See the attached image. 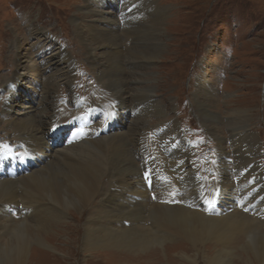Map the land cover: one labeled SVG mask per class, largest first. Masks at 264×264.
Listing matches in <instances>:
<instances>
[{"label": "bare ground", "instance_id": "6f19581e", "mask_svg": "<svg viewBox=\"0 0 264 264\" xmlns=\"http://www.w3.org/2000/svg\"><path fill=\"white\" fill-rule=\"evenodd\" d=\"M127 1L130 4L110 0L108 6L118 9L133 24L139 11L136 5L132 6L135 2ZM103 4V0H94L89 5L94 7L88 11L90 21L84 22L85 26L81 23L76 25L80 35L86 29L87 36H83V33L82 40L88 43L90 60L99 82H103L106 75L121 83L113 84L112 102L91 103L83 95L74 94L72 103L89 119L92 135L102 131L106 136L89 138L67 147L63 136L67 139L71 135L75 120L66 125L51 124L49 121L47 125L51 127V136H45L44 129L39 124L45 122L43 113L48 110L37 105L21 107L24 95L28 92L24 86L27 81L25 72L31 71L34 75L42 72L37 68L38 62L40 68L44 69L43 73L54 70L47 76V81L63 83L68 77L63 73L72 72L71 59L63 48L57 54L48 55L46 50L54 46V39L48 36L41 38L45 44L41 40L30 50L26 49L25 53V42L21 39L16 42L12 40L8 46L11 51H15L14 59L19 70L12 80L1 87L6 99L1 114L2 122L11 127V132L6 133V138L0 139V162H4L6 168L11 162L13 164L8 168L10 179H5L7 174L2 175V171L0 172V264L39 262L30 256L35 245L38 250L45 252L46 255L42 258L48 261L52 262L51 256H59L63 262L70 260V256L64 251L75 242V237L68 228L60 229V226L69 224L67 219L71 217V213L79 216L87 211L99 191H103L100 204L102 214L86 219L85 226L82 227V238L77 243L81 247L82 255L93 257L97 253H105V250L125 251L128 255L146 254L153 248L166 246L171 241L185 245L193 251L190 255L182 253L179 260L183 263L200 264L201 259L204 264H233L237 251L227 250L226 247L239 234L241 237L245 234L250 240L240 251L246 254L243 264H264V233L261 230L264 227V197L255 201V192H251L246 199H242L241 206L237 204L239 192L248 187L235 186L230 165L225 161L229 158L222 160L224 167L220 184L208 191L203 175L197 168L193 153L194 143L185 138L181 128L167 130L165 123L157 128L153 127L158 135L167 131L159 137L156 147H150L142 140L145 134L138 137L141 129L150 128L145 120L131 127L127 138L124 136L129 129L121 127L120 121L123 115H127V100L130 97L137 103L142 101L146 108L148 104L149 108L161 115L167 111L154 94L147 96L148 92H152L150 90H138L130 97L127 96L129 91L124 76L127 71L125 66L135 59L136 53L128 50L126 52L121 38L137 39L136 41L140 39L142 46L143 43L146 46L142 52L146 63L157 60L164 45L160 44V35L144 38L120 36L119 32L112 29L117 26L115 17L110 15L111 11H103ZM18 15L19 22L23 18L26 22L31 19L32 14ZM91 23H97L98 26ZM157 23L160 25L161 21ZM155 27L153 26V33H165L160 26L154 31ZM152 42L155 44H151ZM97 49L102 50V55L96 53ZM32 50L36 51L38 60L30 57ZM60 64L65 67L61 68ZM17 74L24 75L18 77V82ZM103 87L110 89L107 85ZM212 91H215L214 87ZM196 105V111L202 116L207 132L217 142L223 156L228 157L229 152L224 145L226 139L219 137L209 126L221 121V118L207 110L199 98L196 99ZM38 107L42 114H37ZM56 110L52 109V117L57 116ZM108 121L110 123L106 125ZM245 140L250 146L249 139L245 137ZM142 164L151 172L158 173L159 181L155 185L150 184L148 187L143 181ZM187 164H191L192 168L185 166ZM106 173H109L111 181H107V188H104L100 181ZM221 188L224 189L223 192ZM259 193L258 191L257 194ZM29 221L36 225L29 224ZM107 221L111 224H104ZM149 221H152V225L148 224ZM64 235H68L67 240L63 238ZM169 260L165 259L164 263L167 264Z\"/></svg>", "mask_w": 264, "mask_h": 264}, {"label": "rangeland", "instance_id": "374dc122", "mask_svg": "<svg viewBox=\"0 0 264 264\" xmlns=\"http://www.w3.org/2000/svg\"><path fill=\"white\" fill-rule=\"evenodd\" d=\"M89 1L0 0V139L6 138V133L11 132V127L2 122L1 114L6 99L1 87L5 82L12 80L19 70L14 59L15 51H11L8 46L12 40L16 42L21 39L25 42L23 46L25 53L26 49L30 50L32 46L43 41V36L54 39V46L48 48L46 53L48 55L57 54L59 49L63 48L71 59L72 72L63 73L68 76L65 82L50 83L46 78L54 70L51 72L47 70V73H43L44 69L40 68L41 66L36 62L37 68L42 72L40 71L37 75L31 71L25 72L27 81L24 86L27 87L28 92L24 95V103L21 107L37 105L48 110L43 113L45 122L39 124L48 138L51 134L49 121L51 124L66 125L75 120L76 128L67 140V147L89 138L96 139L105 136L100 131L96 133L98 137L92 135L93 130L88 119L72 103L74 94L83 95L91 103L112 102L114 99L111 93L114 88L113 84L117 82L120 85L121 83L112 76L106 75L103 82H99L98 74L90 60L88 43L82 40L83 33V36H87L86 29L81 35L78 30V24L85 26L84 22L90 21L88 11L94 7H89V5H92L94 0ZM118 1L130 4L127 0ZM130 1L135 2L131 4L136 5L139 11V16L136 15L137 18L133 24H130V20L121 15L118 9L114 10L112 6H108L110 0H103L105 3L103 11H111L110 15L116 20L117 26L112 29L119 32L120 36L144 38L160 35V44L164 45V49L161 50L157 60L152 61L153 63H146L142 54L146 47L145 44L143 43L142 46L140 39L136 41L137 39L121 38L123 49L126 52L128 50L136 53L135 59L125 66L127 69L124 67L127 70L124 75L128 84L127 96L130 97L138 90H150L152 92H148L147 96L154 94L167 113L161 115L158 111L149 108L147 103L146 108L142 101L137 103L130 97L127 100V115H123L120 121L121 127L129 129L124 136L127 138L130 128L145 120L150 128L149 130L141 129L138 137L145 134L142 140L150 147H156L159 144V137L165 135L167 131L158 135L159 133L153 127L157 128L161 123H165L167 130H174L173 127L181 128L185 138L194 143L193 153L197 160V168L203 175L208 191L220 184L222 167H224L222 160L229 158L225 161L230 165L229 169L232 172L231 176L234 178L235 186L237 188L248 187L239 192L237 204L241 206L242 199H246L247 194L251 192L252 194L255 192V201L264 197V0ZM18 13L22 15L31 13V19L25 22L23 18L22 22H19ZM158 21H161L160 25ZM91 24L98 26L97 23ZM153 26H156L154 31L160 26L165 33H153ZM32 51L30 57L38 60L36 51ZM101 52L102 50H96L99 56L102 55ZM60 67L65 66L60 64ZM22 76L24 75L17 74V82L18 77ZM202 79L205 81H201ZM103 85H107L110 89H105ZM213 87L215 91H212ZM197 98L203 102L207 110L221 118V121H216L214 122L216 124L209 126L219 137L226 139L224 145L230 157L229 155L228 157L223 156V152L219 146L217 147V142L207 132L202 116L196 111ZM38 109L36 108L37 114H42ZM52 109H57V116L52 117L54 114ZM39 121L38 119V123ZM109 123L108 121L106 124ZM237 134H243V136ZM245 137L251 142L250 146ZM185 166L192 168L191 164ZM148 169L145 168V164H142L143 181L146 185L147 183L155 185L159 181L158 173H153ZM107 181H111L109 173L101 178L100 183H103L101 186L104 185V188H107ZM220 190L223 192L224 189ZM258 191L259 194H257ZM94 197L96 202L92 200L87 211L79 216L71 213V217L67 219L69 224L60 226V229L68 228V231L72 232L75 237L73 240L75 242L64 251L71 259L63 262L59 256H51L52 262L48 261L42 258L46 255L45 252L38 250L35 245L36 247L33 246V250L30 251V254L34 255L30 256L39 262H32V264H165V259L169 260L170 257L172 259L167 264H188L181 262L179 257L182 253L190 255L193 251L185 245L171 241L167 242L166 246H158L146 254L128 255L125 251L105 250V253H97L96 256L92 255L93 257L82 255L81 247L77 245L82 238V227L85 226L86 219L102 214L100 204L103 191H99V195L95 194ZM152 198L154 200L155 196L153 195ZM150 222L152 223L149 221L148 224L152 225ZM29 224L36 225L32 221H29ZM104 224L109 225L111 222L107 221ZM261 230L264 233V227H261ZM67 236L64 235L63 238L67 240ZM244 236L245 234L242 237L239 234L226 247L227 250L237 251L236 256L233 257V264H243L246 258V254L240 251L250 238L246 236L244 238ZM56 244L59 243L56 242ZM207 251L209 252V249ZM199 260L200 264H204L201 262L203 260Z\"/></svg>", "mask_w": 264, "mask_h": 264}]
</instances>
